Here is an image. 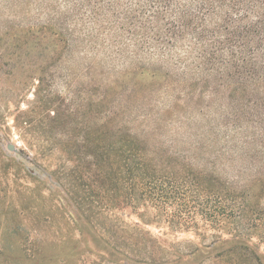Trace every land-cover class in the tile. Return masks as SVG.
Returning <instances> with one entry per match:
<instances>
[{
    "label": "rangeland",
    "instance_id": "rangeland-1",
    "mask_svg": "<svg viewBox=\"0 0 264 264\" xmlns=\"http://www.w3.org/2000/svg\"><path fill=\"white\" fill-rule=\"evenodd\" d=\"M138 1L0 0V264H103L106 250L144 253L156 238L195 252L199 264H257L245 250L232 261L207 258L217 234L209 225L145 224L123 197L107 199L105 214L78 211L77 196L93 192L96 124L119 138H148L188 168L214 169L241 184L258 169L220 152L227 142L226 150L241 149V136L223 127L224 98L206 95L193 109L183 81L195 73L176 67L175 56L143 48L141 39L115 41V25ZM241 122L249 128L244 137L256 134L251 152L261 150L252 121ZM252 240L264 264V242Z\"/></svg>",
    "mask_w": 264,
    "mask_h": 264
},
{
    "label": "trees",
    "instance_id": "trees-1",
    "mask_svg": "<svg viewBox=\"0 0 264 264\" xmlns=\"http://www.w3.org/2000/svg\"><path fill=\"white\" fill-rule=\"evenodd\" d=\"M123 18L114 27L116 42L126 34L135 43L141 39L143 48L152 45L161 57L175 56L176 67L195 73L196 77L183 81V85L188 83L187 100L193 109L204 103L206 95L228 102L223 127L241 136L236 139L241 149L226 150L232 147L227 142L220 152L230 154L229 161L248 160L258 169L241 184L214 169L188 168L169 148L150 145L148 138L129 132L119 138L96 124L93 192L86 193V198L77 196L79 213L84 218L86 211L91 217L105 214L107 199L117 202L123 197L125 207H131L145 224L164 223L175 230H198L199 221L202 227L209 225L217 234L212 236L207 258L232 261L245 250L252 253L255 263H261L252 239L257 235L264 242V144L251 152L256 134L244 137L249 128L241 121L251 120L250 129L258 130L264 139V0H139L131 3ZM98 201L105 205H96ZM161 243L156 238L153 248L144 253L114 249L120 257L106 250L102 261L199 264L195 252L184 253L175 243Z\"/></svg>",
    "mask_w": 264,
    "mask_h": 264
},
{
    "label": "water",
    "instance_id": "water-1",
    "mask_svg": "<svg viewBox=\"0 0 264 264\" xmlns=\"http://www.w3.org/2000/svg\"><path fill=\"white\" fill-rule=\"evenodd\" d=\"M8 150H10V151H14V152L17 151L16 148H15V146L12 145V144H9V145H8Z\"/></svg>",
    "mask_w": 264,
    "mask_h": 264
}]
</instances>
